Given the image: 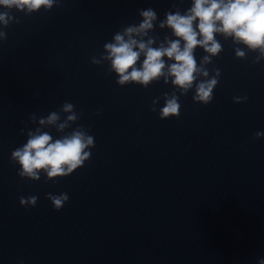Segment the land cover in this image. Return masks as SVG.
Wrapping results in <instances>:
<instances>
[{"label":"clouds","instance_id":"1","mask_svg":"<svg viewBox=\"0 0 264 264\" xmlns=\"http://www.w3.org/2000/svg\"><path fill=\"white\" fill-rule=\"evenodd\" d=\"M60 3L61 0H0V8L5 9L0 11V41L7 39L3 29L13 22L19 23L11 14L13 9L31 15L41 10L49 12ZM173 7L176 10L166 12L158 27L169 29L174 39L165 35L161 41L158 36L150 35L157 26V12L152 8L141 9L138 15L142 20L138 25L131 24L116 32L112 40L103 45L99 58H91L94 65L108 62V73H115V83L121 87L136 84L146 89L161 79L164 84L170 81L174 90L152 100L153 112L157 111L159 100H164L163 107L159 108L161 120L179 118L180 97L189 91L194 92V102L212 103L221 70L213 68L210 75L208 65L223 51L217 36L232 41L236 59L245 60L248 53H255L253 64L264 61V0H191V6L183 13L175 5ZM158 41V46H154ZM197 48L205 53L199 62L195 56ZM247 99V96H235L233 102L239 104ZM61 113L65 114L63 119ZM29 119L32 123L38 120L39 126L27 131L26 143L10 155V162L19 165L17 175L20 178L39 181L44 174L45 183L56 182L83 167L91 158L90 149L95 147V140L88 130L77 126L65 132L79 119L74 104L65 102L59 111L40 118L33 114ZM50 127L64 134L54 138L44 131ZM262 136L264 132L257 131L254 139ZM46 199L53 210L60 211L69 196L50 192ZM37 202V196L19 197L20 205L25 208L35 207ZM257 264H264V258L258 259Z\"/></svg>","mask_w":264,"mask_h":264}]
</instances>
